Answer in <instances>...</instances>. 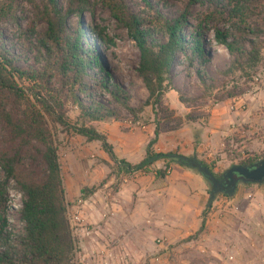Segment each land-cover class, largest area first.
Masks as SVG:
<instances>
[{
  "label": "trees",
  "instance_id": "16d2710c",
  "mask_svg": "<svg viewBox=\"0 0 264 264\" xmlns=\"http://www.w3.org/2000/svg\"><path fill=\"white\" fill-rule=\"evenodd\" d=\"M243 1L189 0L191 4L206 5L209 10L191 25L185 15L168 20L148 5L152 17H143L130 11L126 0H65L64 7L58 0H0V172L3 177L0 264H75L62 170L55 146L57 129L63 134L83 137L87 143H99L114 164L109 178H117L120 171L145 173L161 160L176 163L169 158L175 154H156L153 150L161 133L196 120L190 114L176 117L173 111L163 107L164 95L173 90L171 76L175 67L182 68L187 78L193 75L204 91L214 90L215 83L206 72L215 55L207 40L210 33L214 42L228 53L229 72L244 73L259 63L258 48L245 39L248 15ZM96 6L106 10L116 25L126 30L138 50L137 74L147 99L136 110L131 106L128 91L112 81L97 50L95 54L89 46L83 49L81 45L86 35L95 47L108 44L96 26H82L84 15L93 12ZM26 13H30L31 19L18 37L19 53H15L14 46L6 47L3 28L26 21ZM72 18H76L74 27L69 26ZM229 22H233L230 32L218 27ZM37 23L44 24L46 30L36 33ZM22 56L25 66L19 65ZM177 56H181L178 63ZM175 92L180 104L195 103L180 91ZM69 107L78 111L74 123L67 116ZM145 107L151 108L154 138L145 147L143 160L131 166L115 158L106 138L93 124L124 121V112L137 120L136 115ZM161 122L175 123V126L164 128ZM254 162L248 160L238 165ZM202 165L217 177L209 166ZM165 169L158 171L157 177L164 178ZM9 182L15 184L22 196L19 218L24 234L15 242L9 238L5 218ZM96 190V187L83 189L82 195ZM209 209L204 211L197 235L204 229Z\"/></svg>",
  "mask_w": 264,
  "mask_h": 264
},
{
  "label": "crops",
  "instance_id": "0c3cea01",
  "mask_svg": "<svg viewBox=\"0 0 264 264\" xmlns=\"http://www.w3.org/2000/svg\"><path fill=\"white\" fill-rule=\"evenodd\" d=\"M171 105L169 108L175 116L184 118L189 114V109L179 101L175 106ZM228 111L227 114L231 116L213 109L206 119L184 122L174 131L161 133L153 147L154 152L194 157L217 175L213 167L225 164L219 162L223 161L225 155L223 143L227 136L226 128L235 116V113ZM154 130L153 119L147 125L137 123L131 127L125 122L99 123L96 129L106 138L115 158L131 166L138 165L145 157V147L154 138ZM94 146L98 149L96 156L103 163H93L92 159L84 163L75 160L61 167L65 201H78L82 205L83 221L95 233L91 238L92 243L116 242L128 251L133 264L146 261L150 264H198L193 259L197 253L192 251L193 248L206 255L210 253L216 258L213 263L221 261L226 264V258L232 255L223 253L227 249L224 244L228 245L229 237L233 241L240 240L238 231L245 227L241 224L240 228L230 225V221L233 217L241 219L253 210L258 211L254 202L264 204V185L254 186L256 189H250L254 201L249 202L245 209H240L239 203L246 199L247 194H243L238 186L235 196L230 199L234 208L232 216L220 218L213 202L206 214L204 229L197 235L209 200L208 185L197 173L177 163L161 160L145 173L125 174L120 171L117 178H109L110 168L114 164L100 144L86 143L79 148L88 152ZM229 164V168L233 166ZM165 168L170 170V174L164 178L157 177L156 173ZM114 180L119 182L115 192L111 189ZM100 184L101 188L92 193L86 192L83 197V189H92ZM219 198L221 196L216 200ZM257 228L262 231L264 226ZM156 239H164L167 246L157 245ZM89 243L83 241L82 245L87 248Z\"/></svg>",
  "mask_w": 264,
  "mask_h": 264
},
{
  "label": "rangeland",
  "instance_id": "374dc122",
  "mask_svg": "<svg viewBox=\"0 0 264 264\" xmlns=\"http://www.w3.org/2000/svg\"><path fill=\"white\" fill-rule=\"evenodd\" d=\"M58 1L62 7L65 6V0ZM126 4L130 11L143 17H152V12L146 5L155 9L161 16L168 20L185 15L191 25H195L199 18L209 12L206 5L191 4L189 0H126ZM242 6H244L245 15H248L245 39L250 43L253 42L256 48H258V65L254 69H246L244 73L237 71L229 72L228 66L230 58L228 53L224 47L214 42L213 34L210 33L207 40L210 41L211 51H214L215 55L207 65L206 72L214 81L216 88L210 92L204 91L193 75L191 78H187L182 68L175 67L171 76V88L173 90L167 92L163 97V107L169 110L171 104V106H175L178 102V95L175 90L180 91L184 97L193 99L195 103L190 106H185V108L189 109L188 113L196 119H206L213 109L227 114L226 110L228 111L229 101L234 98L244 100V110L235 114L233 116L234 120L227 125V136L223 143V152L225 155L222 158L223 161L219 162L225 164L213 167V170H216L217 174L228 170L229 163L238 165L248 160H254L256 162L264 159V1L244 0ZM26 18L27 20L20 21L18 26L12 25L3 28L6 47L10 48L14 46L13 51L15 53H19L20 46H18V37L21 31L25 30L28 21L31 19L30 13H26ZM75 22L76 18H72L69 26L74 27ZM86 25L96 26L101 32L102 37L108 41V44L105 47H95L91 37L86 35L81 44L83 49H87L89 46L92 51L94 50L95 54V49L97 50L98 54L102 57L104 66L112 75V81L128 91L131 97V106L135 110L138 109L146 101L147 92L137 74L139 53L134 42L131 41L126 30L117 26L109 13L100 6H96L93 12L84 15L82 26L86 27ZM232 26L233 22H229L228 24L221 23L218 27L222 31L230 32L232 31ZM85 29L87 30V28ZM45 30L46 26L44 24L37 23L35 25L36 33L40 34ZM23 59L24 56L20 59V66H25L22 63L24 61ZM180 59L181 56H177L176 63ZM257 74L260 75L259 79L261 83H255L253 81ZM228 94L231 95V98H227ZM77 115L78 111L76 108H68L67 116L72 123L76 121ZM123 115L125 120L121 122H125L130 127L136 126L137 123L147 125L153 119L150 107L143 108L142 112L136 115L137 120L125 112ZM176 117L181 118V116ZM161 123L164 128L175 126V123ZM98 125L99 123H95L93 127L97 129ZM1 136L2 133L0 130V138H2ZM86 143L83 137L74 134H63L60 129H57L55 146L61 167L63 168L66 163H73L75 160L76 162L84 163L92 159L93 163H103L96 156L98 149L95 146L89 149L88 152L79 148V146H85ZM77 150L80 152L75 155ZM113 173L116 172L113 170ZM2 178V173L0 172V182ZM118 184L119 182L114 180L111 185V189L114 192ZM101 187L102 184L97 185L96 188L99 189ZM239 189L243 194H248L252 193L250 189L256 188L253 185H239ZM21 201L22 196L17 191L15 184L9 182L5 218L7 221V233L12 242H15L24 234L23 224L19 218ZM67 204L70 203H66L65 201V207ZM239 204L240 209L243 210L248 207L249 201L243 199ZM231 224L238 228H240L239 224L245 227L241 229L242 232L238 231L241 237L240 240L233 241L229 237L228 245L224 244L227 249L223 253L225 255H232L240 261V264H264V229L262 231L257 230L259 229L257 227L264 226V214L260 211L253 210L245 218L238 219L233 217L230 221ZM214 244L215 242L212 245ZM205 250L208 251L207 249ZM192 251L197 252H195L196 255H193V259L198 264H212L216 262V258L210 255V253L206 255L207 253L200 252L195 248ZM142 264L150 263L146 261Z\"/></svg>",
  "mask_w": 264,
  "mask_h": 264
},
{
  "label": "built area",
  "instance_id": "2783aa9c",
  "mask_svg": "<svg viewBox=\"0 0 264 264\" xmlns=\"http://www.w3.org/2000/svg\"><path fill=\"white\" fill-rule=\"evenodd\" d=\"M253 81L255 83H261L260 75H255ZM245 103L241 98H234L230 101L228 110L230 113L238 114L244 110ZM170 170H165V175H169ZM249 193L246 195V200L249 202L254 201V198ZM219 197V196H218ZM216 200V199H215ZM216 203V212L222 219H228L232 216L233 207L229 198L221 197L214 201ZM258 211L264 214V204L253 203ZM66 218L71 231V237L74 244V263L75 264H133V258L130 256L127 250L123 247H119L116 242L113 243H92L91 238L95 236L91 226L87 225L83 221L82 205L80 202H74L67 204L65 207ZM162 220V219H160ZM83 241L90 242L87 248L82 245ZM155 243L161 247H166V241L164 239H156ZM226 264L236 263L232 256L226 258ZM219 261L213 264H223ZM140 264V263H138ZM240 264V263H236Z\"/></svg>",
  "mask_w": 264,
  "mask_h": 264
},
{
  "label": "water",
  "instance_id": "95a60500",
  "mask_svg": "<svg viewBox=\"0 0 264 264\" xmlns=\"http://www.w3.org/2000/svg\"><path fill=\"white\" fill-rule=\"evenodd\" d=\"M169 158L175 160L178 165L195 171L207 183L209 188L208 208L211 207L218 196L232 199L239 185H264V159L251 165H233L218 178L194 157H184L175 154L169 156Z\"/></svg>",
  "mask_w": 264,
  "mask_h": 264
},
{
  "label": "flooded vegetation",
  "instance_id": "af4514ba",
  "mask_svg": "<svg viewBox=\"0 0 264 264\" xmlns=\"http://www.w3.org/2000/svg\"><path fill=\"white\" fill-rule=\"evenodd\" d=\"M221 174H222V173H220V174H217V177H218V178H220Z\"/></svg>",
  "mask_w": 264,
  "mask_h": 264
}]
</instances>
